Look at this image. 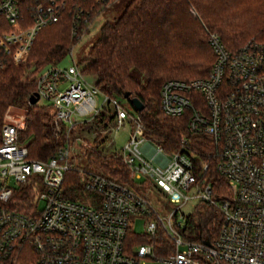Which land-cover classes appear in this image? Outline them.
<instances>
[{
  "label": "built area",
  "instance_id": "2783aa9c",
  "mask_svg": "<svg viewBox=\"0 0 264 264\" xmlns=\"http://www.w3.org/2000/svg\"><path fill=\"white\" fill-rule=\"evenodd\" d=\"M39 1L29 8L30 24L0 33V65L6 56L15 64L24 61L39 31L57 22L65 9L73 8L75 35L89 24L79 7L89 0ZM22 2L0 0V18L9 25L24 23ZM206 29L214 53L209 75L166 80L161 107L169 116L188 113V132L211 139L213 150L207 156L215 159L228 194L215 196L212 182L199 180L198 154L189 137L182 135L181 150L166 153L148 139L137 116L120 156L133 181L152 184L177 205L161 216L146 191L79 169L82 187L96 199L94 205L84 204L65 194V172L72 169L69 141L47 160L31 158L20 141L24 125L5 123L0 142V264H264V41L251 40L232 51L216 30ZM36 92L67 135L79 117L95 116L102 108H97L96 94L103 93L75 61L46 67ZM103 95L114 103L117 128L123 126L128 111ZM200 163L201 172L209 168L208 162ZM29 186L34 206L26 213L14 207L13 197ZM193 199L214 205L222 214L221 229L212 240L189 237L194 212L185 214L182 206ZM139 219L144 231L135 234L150 241L129 247L131 223Z\"/></svg>",
  "mask_w": 264,
  "mask_h": 264
},
{
  "label": "trees",
  "instance_id": "16d2710c",
  "mask_svg": "<svg viewBox=\"0 0 264 264\" xmlns=\"http://www.w3.org/2000/svg\"><path fill=\"white\" fill-rule=\"evenodd\" d=\"M114 1L89 0L79 3V7L83 15L92 20L93 14ZM38 3L39 0H23L25 22L22 24L9 25L0 18V33L22 30L30 24L29 8ZM73 12V8L65 9L57 22L39 31L26 61L17 65L6 56L0 65V142L8 108H24L20 141L26 144L31 158L47 160L76 133L78 124L73 126L70 135L63 124L58 129L49 105L30 103L39 74L48 65L60 64L77 41V35L72 31ZM207 27L217 30L232 51L251 40L264 41V0H130L119 18L102 24L99 37L89 47L82 72L93 75L94 84L110 98L124 97L129 92L130 97L126 98L129 101L133 97L140 99L144 104L141 111L130 103L145 125L146 136L156 141L166 153L181 150L182 135L189 137L191 148L198 154L194 162L198 166L199 180L206 177L213 184L214 195L222 197L228 194V186L216 172L215 159L207 156L213 150L211 139L205 134L188 132V113L169 116L161 107V88L166 80L209 75L214 53L208 43ZM134 70L144 74L146 81L142 82ZM105 110L107 113L101 118H115L110 106ZM84 155L87 167L97 172L138 191H146L149 187L147 183H136L131 179L127 165L117 153H103L97 145L86 149ZM200 159L209 163L204 172L200 170ZM64 187L67 197H79L82 185L76 169L65 172ZM13 200L14 207L29 213L34 206L31 186L20 189ZM188 222L190 238L212 240L221 229L222 214L214 205L199 202ZM149 241L147 236L130 231L127 245Z\"/></svg>",
  "mask_w": 264,
  "mask_h": 264
},
{
  "label": "rangeland",
  "instance_id": "374dc122",
  "mask_svg": "<svg viewBox=\"0 0 264 264\" xmlns=\"http://www.w3.org/2000/svg\"><path fill=\"white\" fill-rule=\"evenodd\" d=\"M129 1L130 0H115L97 14H93L94 16L92 17V20H90L89 16V24L85 28L84 32L76 37L77 41H75L74 45L70 49V52L68 53L66 58L60 63V65L69 66L71 63H73V61H75L82 68L83 65L86 63V56L88 54L90 45L100 35L102 24H104L105 22H114L117 18H119L124 12L126 5L129 3ZM28 57L29 55L24 61H26ZM24 61H21L17 65L21 64ZM52 65H48L47 67ZM134 74L138 76L142 82L146 81V76L138 70H134ZM84 76L88 82H95V77L93 75L84 74ZM114 100L115 102L121 104L129 113V116L124 121L123 126L117 128L118 121L116 118H101V115L103 113H107L105 110L107 106H110L112 114L115 113L114 103L104 101V95L101 93L96 94L97 108L102 107L100 112L97 113V118L93 115L94 113L89 116H83L78 118L79 123L76 128L75 136L69 141L70 157L68 159V162L73 169H92L90 167H87L84 151L97 145L99 150L103 153H117L118 155L123 154V148L128 142L130 137V131L132 130V120L137 117V112L132 107L128 99L118 96L114 97ZM38 103L49 105L47 102H44L42 100H39ZM25 113L26 110L24 108L10 106L5 114L2 126L5 123L24 125ZM148 139L151 138L148 137ZM151 141L154 146H160L156 141L152 139ZM141 181V179H135L136 183H141ZM145 193L148 199H150V201L157 208L161 216H165L166 213L172 210L173 205H177L170 201L168 194H166L159 188L153 186L152 184L149 185ZM77 200L84 204H96L95 195L84 190V187H82V191ZM198 203L199 202L197 199L190 200L182 206V211L185 214L193 213ZM42 206L43 203L40 202V208ZM142 222V219H139L136 222L131 223V228L134 233H141L144 231V226Z\"/></svg>",
  "mask_w": 264,
  "mask_h": 264
},
{
  "label": "water",
  "instance_id": "95a60500",
  "mask_svg": "<svg viewBox=\"0 0 264 264\" xmlns=\"http://www.w3.org/2000/svg\"><path fill=\"white\" fill-rule=\"evenodd\" d=\"M124 97L125 98H128V97H130V93L129 92H126L125 94H124ZM39 101V96H38V94H37V92H35L33 95H31V97H30V103L31 104H35V103H37ZM131 103L133 104V106L135 107V109L136 110H138V111H141L142 109H144V104H143V102L140 100V99H138V98H136V97H133V98H131Z\"/></svg>",
  "mask_w": 264,
  "mask_h": 264
}]
</instances>
